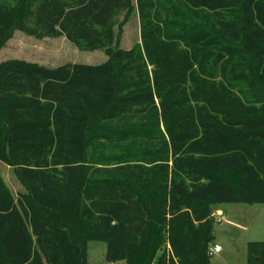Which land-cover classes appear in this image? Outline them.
<instances>
[{"label":"trees","instance_id":"trees-1","mask_svg":"<svg viewBox=\"0 0 264 264\" xmlns=\"http://www.w3.org/2000/svg\"><path fill=\"white\" fill-rule=\"evenodd\" d=\"M15 31L108 59L0 62V264H211L213 206L264 204V0H0Z\"/></svg>","mask_w":264,"mask_h":264},{"label":"rangeland","instance_id":"rangeland-1","mask_svg":"<svg viewBox=\"0 0 264 264\" xmlns=\"http://www.w3.org/2000/svg\"><path fill=\"white\" fill-rule=\"evenodd\" d=\"M140 41V24L133 16L125 26L121 45L130 48ZM104 49H78L65 37L37 39L15 31L0 50V62L25 60L49 67L66 63L97 65L107 61ZM0 180L19 198L26 190L15 169L0 161ZM214 253L211 264H247L248 244L264 241V204L219 203L213 206ZM215 213V214H214ZM220 248L221 250H217ZM106 242L92 241L88 245L89 264H126L125 260L109 262Z\"/></svg>","mask_w":264,"mask_h":264},{"label":"built area","instance_id":"built-area-1","mask_svg":"<svg viewBox=\"0 0 264 264\" xmlns=\"http://www.w3.org/2000/svg\"><path fill=\"white\" fill-rule=\"evenodd\" d=\"M213 253H214V249H213V247L211 246V247H210V250H209V254L212 255Z\"/></svg>","mask_w":264,"mask_h":264},{"label":"crops","instance_id":"crops-1","mask_svg":"<svg viewBox=\"0 0 264 264\" xmlns=\"http://www.w3.org/2000/svg\"><path fill=\"white\" fill-rule=\"evenodd\" d=\"M215 214V213H214ZM219 250H221L220 248H219Z\"/></svg>","mask_w":264,"mask_h":264},{"label":"water","instance_id":"water-1","mask_svg":"<svg viewBox=\"0 0 264 264\" xmlns=\"http://www.w3.org/2000/svg\"><path fill=\"white\" fill-rule=\"evenodd\" d=\"M217 250H219V248Z\"/></svg>","mask_w":264,"mask_h":264}]
</instances>
